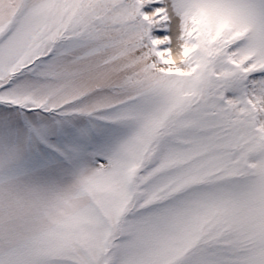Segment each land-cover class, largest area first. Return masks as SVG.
<instances>
[{"label": "snow or ice", "instance_id": "1", "mask_svg": "<svg viewBox=\"0 0 264 264\" xmlns=\"http://www.w3.org/2000/svg\"><path fill=\"white\" fill-rule=\"evenodd\" d=\"M0 264H264V0H0Z\"/></svg>", "mask_w": 264, "mask_h": 264}]
</instances>
